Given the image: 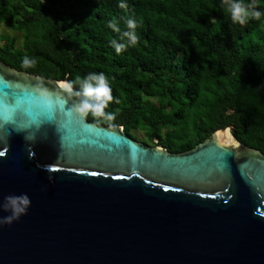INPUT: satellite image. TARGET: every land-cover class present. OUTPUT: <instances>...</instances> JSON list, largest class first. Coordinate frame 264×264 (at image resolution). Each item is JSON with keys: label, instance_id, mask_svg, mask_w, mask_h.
I'll return each mask as SVG.
<instances>
[{"label": "water", "instance_id": "obj_1", "mask_svg": "<svg viewBox=\"0 0 264 264\" xmlns=\"http://www.w3.org/2000/svg\"><path fill=\"white\" fill-rule=\"evenodd\" d=\"M62 81L0 59V203L31 201L0 210V264H264V154L233 125L170 152L82 118Z\"/></svg>", "mask_w": 264, "mask_h": 264}, {"label": "trees", "instance_id": "obj_2", "mask_svg": "<svg viewBox=\"0 0 264 264\" xmlns=\"http://www.w3.org/2000/svg\"><path fill=\"white\" fill-rule=\"evenodd\" d=\"M242 2L261 18L233 23L222 0H0V26L22 38L18 46L1 33L0 59L68 81L103 72L114 98L105 111L115 119L86 118L134 139L140 131L147 145L183 152L233 125L264 154V0ZM129 19L134 46L123 36ZM113 40L126 45L120 54ZM24 57L35 66L22 67Z\"/></svg>", "mask_w": 264, "mask_h": 264}, {"label": "clouds", "instance_id": "obj_3", "mask_svg": "<svg viewBox=\"0 0 264 264\" xmlns=\"http://www.w3.org/2000/svg\"><path fill=\"white\" fill-rule=\"evenodd\" d=\"M222 6L225 7L226 12L230 16L233 23L245 24L249 19L259 20L262 13L255 9L251 4L245 5L242 0H222ZM119 7L124 8L126 5L120 3ZM128 31L123 33V36L128 38L129 45L137 44L139 37L136 34L137 23L133 19L126 21ZM114 31H120L117 21L114 19L108 25ZM117 54L126 47L124 44L112 42ZM36 60L24 57L22 60V67H34ZM74 85H79L78 88ZM59 87L69 96L74 97L72 110L78 113L82 118H86L90 113L93 117L103 119L106 122L113 121L116 114L114 112H106L110 102L113 101L111 87L108 83V77L103 73H89L85 77L77 76L74 81H62ZM4 153H0L3 155ZM34 155L31 153V156ZM39 167V165H38ZM30 198L27 194L8 195L3 198L0 203V210L10 212V215L3 217V222L11 223L18 219L20 215L25 214L30 206Z\"/></svg>", "mask_w": 264, "mask_h": 264}, {"label": "rangeland", "instance_id": "obj_4", "mask_svg": "<svg viewBox=\"0 0 264 264\" xmlns=\"http://www.w3.org/2000/svg\"><path fill=\"white\" fill-rule=\"evenodd\" d=\"M3 33V34H8L10 36H14L16 37L17 39V45L20 46V43H21V34L18 33V32H15L3 25L0 26V34ZM134 132V135L136 136V140L138 141H143L144 139V136H143V133L140 132V131H133Z\"/></svg>", "mask_w": 264, "mask_h": 264}]
</instances>
